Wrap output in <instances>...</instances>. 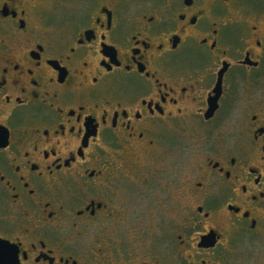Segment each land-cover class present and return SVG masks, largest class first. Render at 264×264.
<instances>
[{
    "label": "flooded vegetation",
    "instance_id": "flooded-vegetation-1",
    "mask_svg": "<svg viewBox=\"0 0 264 264\" xmlns=\"http://www.w3.org/2000/svg\"><path fill=\"white\" fill-rule=\"evenodd\" d=\"M263 86L264 0H0V241L264 264Z\"/></svg>",
    "mask_w": 264,
    "mask_h": 264
},
{
    "label": "water",
    "instance_id": "water-1",
    "mask_svg": "<svg viewBox=\"0 0 264 264\" xmlns=\"http://www.w3.org/2000/svg\"><path fill=\"white\" fill-rule=\"evenodd\" d=\"M225 70L220 75L218 88L222 86V76ZM217 108L211 105V113H215ZM15 247H13L9 242L0 241V264H20L18 254L15 252Z\"/></svg>",
    "mask_w": 264,
    "mask_h": 264
},
{
    "label": "rangeland",
    "instance_id": "rangeland-1",
    "mask_svg": "<svg viewBox=\"0 0 264 264\" xmlns=\"http://www.w3.org/2000/svg\"><path fill=\"white\" fill-rule=\"evenodd\" d=\"M263 90H264V86H263ZM259 96H262V97H264V94H260ZM231 118H233V117H231Z\"/></svg>",
    "mask_w": 264,
    "mask_h": 264
}]
</instances>
